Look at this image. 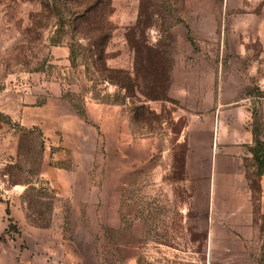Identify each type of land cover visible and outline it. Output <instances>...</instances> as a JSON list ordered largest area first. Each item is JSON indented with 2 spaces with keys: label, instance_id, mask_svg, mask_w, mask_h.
I'll use <instances>...</instances> for the list:
<instances>
[{
  "label": "rangeland",
  "instance_id": "rangeland-1",
  "mask_svg": "<svg viewBox=\"0 0 264 264\" xmlns=\"http://www.w3.org/2000/svg\"><path fill=\"white\" fill-rule=\"evenodd\" d=\"M248 50L264 0H0V264H264Z\"/></svg>",
  "mask_w": 264,
  "mask_h": 264
},
{
  "label": "crops",
  "instance_id": "crops-1",
  "mask_svg": "<svg viewBox=\"0 0 264 264\" xmlns=\"http://www.w3.org/2000/svg\"><path fill=\"white\" fill-rule=\"evenodd\" d=\"M215 40V39H213ZM213 44H215L213 42ZM239 59L235 57V53H227L223 60H219L217 65H228L225 77V86L227 91H237V86H241L243 97H229L218 100L229 101H264V52L257 55L253 51L237 52ZM247 61L248 64H245ZM231 65V66H230ZM255 86V87H254ZM257 94H254V92ZM237 93V92H236ZM213 144V140H212ZM209 203L213 205V162L211 169V181L209 189Z\"/></svg>",
  "mask_w": 264,
  "mask_h": 264
}]
</instances>
